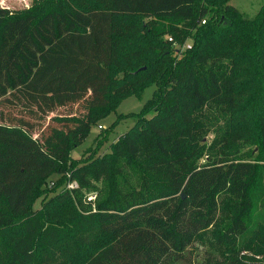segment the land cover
<instances>
[{
    "label": "trees",
    "instance_id": "16d2710c",
    "mask_svg": "<svg viewBox=\"0 0 264 264\" xmlns=\"http://www.w3.org/2000/svg\"><path fill=\"white\" fill-rule=\"evenodd\" d=\"M229 1L0 7V264H49L54 250L58 264H196L194 243L215 223L221 196L230 217L215 244L228 252L214 264H264V246L259 259L238 257L264 241L253 220L264 204V119L262 164L226 153V139L203 162L195 147L206 133L201 109L238 108L242 65L255 64L264 87V3L245 19ZM150 85L151 99L108 153L95 155L103 131L93 157L70 158L112 95L138 98ZM52 175L76 186L32 209ZM90 191L100 196L94 209L84 201Z\"/></svg>",
    "mask_w": 264,
    "mask_h": 264
},
{
    "label": "rangeland",
    "instance_id": "374dc122",
    "mask_svg": "<svg viewBox=\"0 0 264 264\" xmlns=\"http://www.w3.org/2000/svg\"><path fill=\"white\" fill-rule=\"evenodd\" d=\"M55 2L56 0H0V7L10 10H20L32 4L33 7L36 6L38 9L44 10ZM263 3L264 0L229 1V4L239 10V12L244 15L245 19L253 18ZM139 43L145 44L144 47H146V49L149 47L145 39H139ZM151 53L149 48L147 56L150 61L152 60L150 57ZM152 54L154 55V53ZM251 60L252 59L249 61ZM254 65L255 64L249 62L248 64L242 65L243 67L240 68L241 73L236 82L238 91L236 96L239 100V106L236 111L230 112L224 108L209 105L198 112L196 121L202 126L203 131H206V133L199 135L200 138L195 144L197 154L201 155L199 160L202 162L214 151L210 149L212 142H215L217 147L220 143L223 144L226 139V153L238 159L252 162L257 161L258 164H262L263 149L259 140V120L264 119V87L262 81L256 80V67ZM113 77L119 82L123 78V75L120 70H114ZM154 89V85L146 87L138 98L134 95H127L122 96L121 99L119 96L112 95L109 100L108 110L105 111L108 115L97 121L96 124L90 125L88 134L82 143L69 151L70 158L78 160L80 158L84 159L87 155L88 157H93L92 150L95 148V139L98 137V134L103 131L107 133H103L101 145L95 150V155L101 156L104 153H108L110 151V145L134 125L136 121L134 114L139 113L144 105L151 99ZM116 98L121 100L114 108ZM57 179V175H52L36 188L30 202L32 209H41L43 204L47 202L52 195L62 192L64 189H68L69 183L65 184L66 180L57 182ZM97 187H99V184H97ZM88 195H95L94 200L90 202L91 208L94 209L95 205L100 202V196L97 191H90L84 194L85 202ZM227 202V197L221 196L219 198L215 223L205 229L195 241L194 249L196 251L194 259L197 258L196 264L220 263L223 261L224 257H226L228 252L227 247L217 246L215 240L230 217V209L227 207ZM68 209L71 211V208ZM260 216L262 217L260 218ZM253 220H255V223L263 225L261 231L264 233V204L261 202L258 203ZM254 225L255 227L258 226L256 224ZM91 235H93V232L92 234L85 233L83 235V241L86 242ZM68 245L72 248L75 246L71 241H68ZM263 246L264 241L256 240L252 243L249 250H242L240 254H238V257L248 259L249 257L255 256L256 259H259L260 257L255 254L263 250ZM46 259H48L49 264H58L64 258L61 251L54 250L52 254L46 255Z\"/></svg>",
    "mask_w": 264,
    "mask_h": 264
},
{
    "label": "built area",
    "instance_id": "2783aa9c",
    "mask_svg": "<svg viewBox=\"0 0 264 264\" xmlns=\"http://www.w3.org/2000/svg\"><path fill=\"white\" fill-rule=\"evenodd\" d=\"M203 23H204V21H202V24H203ZM167 40H168L169 42L172 41L170 37H168ZM175 46H176V45H175ZM189 47H190V46H189L188 44H185V45L183 46V48H189ZM75 186H76L75 183H71V184H69L68 188L75 187ZM94 198H95V195H88V196L86 197V201H87V202H92V201L94 200Z\"/></svg>",
    "mask_w": 264,
    "mask_h": 264
}]
</instances>
